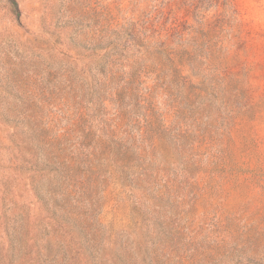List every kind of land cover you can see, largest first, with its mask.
<instances>
[{
    "label": "rangeland",
    "instance_id": "374dc122",
    "mask_svg": "<svg viewBox=\"0 0 264 264\" xmlns=\"http://www.w3.org/2000/svg\"><path fill=\"white\" fill-rule=\"evenodd\" d=\"M0 264H264V0H0Z\"/></svg>",
    "mask_w": 264,
    "mask_h": 264
},
{
    "label": "trees",
    "instance_id": "16d2710c",
    "mask_svg": "<svg viewBox=\"0 0 264 264\" xmlns=\"http://www.w3.org/2000/svg\"><path fill=\"white\" fill-rule=\"evenodd\" d=\"M151 23V27L143 26L140 24L138 28L133 27L132 33L134 34L135 46L137 47V53L139 56L147 61L142 64V66H148L151 61H160L165 58L167 61L174 60V56L178 55V52H170L168 50V40L170 36V30L165 26L163 16L157 15L154 17ZM174 69H177L179 64L174 63ZM141 81L140 79L136 81L130 80L127 84L129 87H123V90H119L114 92L113 102L115 103V113L112 119L106 121L107 126L109 127L110 135H117L119 131L126 134L125 126L128 124L125 106L134 103L133 105H137V107L144 108L143 112V122H139L136 126H140L139 136L141 137L142 142L148 141L152 139L151 134L155 131V127L150 120L152 111H153V103L151 100L150 93L139 94ZM124 99L128 101V103L122 102ZM123 128V129H122ZM141 132V133H140ZM132 138L131 136H129ZM153 143V140L150 142V146Z\"/></svg>",
    "mask_w": 264,
    "mask_h": 264
}]
</instances>
